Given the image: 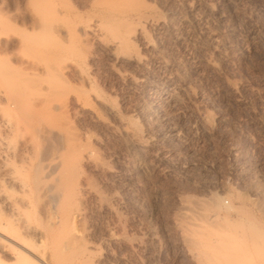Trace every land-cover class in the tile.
<instances>
[{
    "label": "rangeland",
    "instance_id": "rangeland-1",
    "mask_svg": "<svg viewBox=\"0 0 264 264\" xmlns=\"http://www.w3.org/2000/svg\"><path fill=\"white\" fill-rule=\"evenodd\" d=\"M146 1L164 26L140 21L132 0H0V109L9 96L30 97L25 111L48 94L47 121L78 148L61 219L41 198L26 214L40 231L55 222L56 251L39 258L33 233L22 245L35 264H264V0H236L235 12L224 0ZM206 1L231 14L232 61L209 45L206 31L225 34ZM6 131L0 121L2 140ZM16 150L5 156L21 165ZM51 153L65 150L56 143ZM2 158L0 191L16 193ZM2 248L0 264H30Z\"/></svg>",
    "mask_w": 264,
    "mask_h": 264
},
{
    "label": "bare ground",
    "instance_id": "bare-ground-1",
    "mask_svg": "<svg viewBox=\"0 0 264 264\" xmlns=\"http://www.w3.org/2000/svg\"><path fill=\"white\" fill-rule=\"evenodd\" d=\"M113 1H115V0H113ZM132 2L134 4V7H133V9H131V13L134 14V16L138 17V19L140 21H142L144 24L154 26L156 28L164 26L163 22H161L160 20L155 19L154 17L149 16L147 14L152 9V7L146 4L147 3L146 0H132ZM224 2H225L227 9L230 12H232V11L235 12V10L237 8L236 0H224ZM204 9H205L207 15L212 16V17H216V19L218 20L219 27H221V29H222V33L225 34V38H224L223 34H222L223 36H220L218 34L206 31V37L209 41V45L212 48H214V50L218 54H221V56L224 58V60L232 61L233 60L232 59L233 58V51L231 52V50H230L232 47V41H231L232 39L231 38H232V36L235 35L236 30L234 29L235 27L233 28L232 25L228 24L230 22L231 14H230V16H228V15L225 16L224 14H226V13L222 12V13H224V14H222L221 11H219L220 9L219 10L216 9V7H214V5H212V3H208L207 1L204 3ZM190 10L192 11V8H190ZM112 11H111V13H112ZM114 12H116V11H114ZM237 13H239V12L236 11V14ZM121 14H123V13H121ZM239 45H241V44H239ZM239 47H238V50L235 49V51L240 52L238 54V56L240 54L242 56L246 55V52L243 51L244 49L241 50V48H239ZM218 64L216 63V60L213 58H209L207 60L208 69L211 71L219 72L220 71V68H219L220 63H218ZM221 69L223 70V67H221ZM39 70H41V69H39ZM34 71H35V69H34ZM44 73H46V76H49V75H47V69H45ZM50 73H51V71H50ZM35 74H42V73L36 72ZM220 74H222V73H220ZM224 74L221 75V77L223 76L222 78H226V76H225L226 74L225 75ZM49 84H51V82ZM232 91H233V89L231 88V92ZM24 95L22 98H20V97H12L11 98L9 96V98H6V99H8L6 101L7 104H9L8 108L3 107L4 109L3 108L0 109L1 125L4 128V131L6 129L7 130L6 132L8 133V135L10 134V138L12 137L11 141H8V140H10V138L6 133L4 135H6L5 138H9L8 140L5 138L2 140V138H0L1 139L0 140V149H1L0 154L4 155L3 158L7 159L5 161H2L3 167H5L7 169L6 180L8 181V183L11 184L12 187H14V190L16 191V193H18V194L7 193V192L2 191V190L0 191L1 197L3 198L7 208L10 211V217H8L6 219L0 218V245L5 249L12 250L13 253H15V254H19V255L23 254L22 257L24 256L26 260L28 259L29 260L28 262L30 264H35V262H36L35 258L36 257H33L35 254L32 256L31 255L32 253L30 254L28 252V250H30V249L27 246L22 245V244L24 242H26L27 239L28 240L30 239V237H31L29 235L30 233L38 234L39 242L41 243V245L40 246L37 245V247L34 246V248H36V252H37L39 258L41 256L42 258H45V260H46L47 256H48L47 250H54V248L56 247V246L54 247V243L52 244L51 242H49V241H53L52 240L53 238L51 237V234H50V231H51L50 228L54 227L52 224H55V222L54 223L51 222V224L49 223L50 224L49 229L44 227L43 231H40L36 227L32 226L29 223V220L26 217L27 211L32 208L31 206L35 203V201L37 199L41 198V199H44V201L46 200L45 202L48 205H50V210H51L50 218L55 220V221H56V219H59V218L61 219V217L59 215L60 204H61L62 200H65L70 195V193L68 194L67 189L64 187L65 183L62 182V179H63V177H65L64 174H66L68 177L70 175L69 173L73 174L72 171H70V170H69L70 172L67 171V167L68 168L70 167L71 169H75L76 167L72 168L70 166V164L72 165V163L69 161V163L67 164V162H68L67 160H68V158H70V153L72 151L74 152L76 149L78 150V148L76 147L77 144L72 143V141H70L68 139L67 130L65 128L62 129L58 125L54 126V123L52 125L51 124L52 120H50V119L49 120L51 122L47 121L48 120L47 115L45 116L44 113H46V110L49 107V106H46L50 101L49 98L47 97L48 94L47 95L45 94V97H43L42 99H39V97H37L38 99H34L32 102V107L29 110L26 109L25 111H23L22 104L27 103V105H28V103L30 102V99H28L30 97H27ZM3 96H4V94H3ZM35 98H36V96H35ZM30 104H31V102L29 103V105ZM66 104H67V101L62 102L61 105H59V108H61V110L63 112L65 111ZM2 105H3V103H2ZM20 106H21V108H20ZM0 107H1V105H0ZM5 107H7V106H5ZM24 107H26V105H24ZM45 107H46V110H44L45 112H43V109ZM28 108H29V106H28ZM53 108L52 107L49 108V109H51V111H50L51 113H53L52 112ZM20 109H22V110H21V112L18 111L17 114H19V115H18L17 119L15 118L16 121L14 120L13 117L11 119L10 118L11 116H8L10 110L16 111V110H20ZM49 109L47 110L48 113H46V114L50 113ZM90 111H91V113H93L94 117H97V120H100L99 115L96 113V111L94 109L90 110ZM10 112H12V111H10ZM51 113L49 115H51ZM51 116H49V118H51ZM52 118H53V116H52ZM123 129H125V128H123ZM21 132L24 133V135L27 133L29 136L27 135L28 139H26V137H25V139L22 137L23 138L22 140H24V141H23V144H21V146H20V144L18 142H16V141L14 142V141H12V139L15 135H17V137H18V135L21 134ZM24 135H22V136H24ZM14 138H16V137H14ZM56 143L58 145H60L65 150V153H61L58 155L51 153L53 151V149H55ZM16 147L22 153L21 156L23 158V162L21 165H16L14 162L9 164L7 162L8 158H7V156H5L6 154H8V152H10V153H12V151L14 152V150H16ZM5 152H6V154H5ZM38 156H40L41 162L45 159L44 157H48V156L49 157L54 156V157L51 160H49L46 164L41 165L40 161L38 162V160H36ZM1 158L2 157L0 156V159ZM55 173H56V176L53 178V181L49 183L46 179H48L52 174L54 175ZM65 179H66V177H65ZM97 199L99 200L98 203L101 205L103 202L101 196L98 195ZM75 212L79 214L82 211L78 209V211H75ZM72 220H73V218H72ZM68 221L69 222L71 221L70 216L68 217ZM69 224H72V223H69ZM71 229H72V227H71ZM77 239L78 238L76 236L73 238L71 237L70 240L65 242L64 246H62L60 249L72 250L77 243L76 241H78ZM48 246H50V247H48ZM59 246H61V245H59ZM78 246H79V244H78ZM25 247L28 249L26 250ZM63 250H61V251H63ZM54 251H56V250H54ZM37 263H39V262H37ZM43 264H46V263H43Z\"/></svg>",
    "mask_w": 264,
    "mask_h": 264
}]
</instances>
